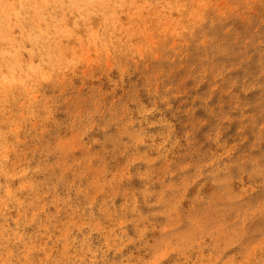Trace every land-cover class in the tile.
<instances>
[{
    "label": "rangeland",
    "instance_id": "1",
    "mask_svg": "<svg viewBox=\"0 0 264 264\" xmlns=\"http://www.w3.org/2000/svg\"><path fill=\"white\" fill-rule=\"evenodd\" d=\"M0 264H264V0H0Z\"/></svg>",
    "mask_w": 264,
    "mask_h": 264
}]
</instances>
